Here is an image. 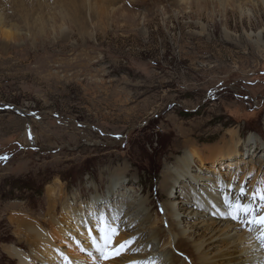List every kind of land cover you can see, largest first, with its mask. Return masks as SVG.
I'll use <instances>...</instances> for the list:
<instances>
[{
    "label": "rangeland",
    "instance_id": "1",
    "mask_svg": "<svg viewBox=\"0 0 264 264\" xmlns=\"http://www.w3.org/2000/svg\"><path fill=\"white\" fill-rule=\"evenodd\" d=\"M172 1H121L106 24L66 21L67 38L57 16L43 35L21 30L6 42L0 36V264H18L7 246L27 249L12 217L46 225L50 199L60 214L63 196L83 219L92 196L104 214L121 206L115 236L123 231L120 243L135 238L129 254L156 264L171 249L161 191L189 148L203 152L235 139L238 153L214 166L193 156L191 173L216 178L219 168L229 204L253 206V193L264 191V0ZM86 27L92 35L83 39L79 29ZM119 169L126 172L107 201ZM192 183H177L170 198L178 202L191 187L204 196L220 191L203 177ZM237 185L246 195L235 202ZM143 198L151 217L146 229L156 235L147 243L131 231L143 212L126 211ZM180 212L179 219L186 216L185 208ZM185 254L178 262L197 264Z\"/></svg>",
    "mask_w": 264,
    "mask_h": 264
},
{
    "label": "bare ground",
    "instance_id": "2",
    "mask_svg": "<svg viewBox=\"0 0 264 264\" xmlns=\"http://www.w3.org/2000/svg\"><path fill=\"white\" fill-rule=\"evenodd\" d=\"M121 1L127 0H0V36L3 38V41L6 42L18 39L21 34H24L21 33V30L28 35H30V31L34 35H43L44 30L49 27L53 28L55 16H57L59 20H61L59 27L61 38H67L66 21H73L75 22L74 24L79 27L82 24L85 25L90 22L100 25L106 24L103 23V21L107 20L110 13L120 6ZM181 1L184 0H173L172 3L178 5ZM218 1L223 4L224 0ZM235 1L238 2L240 0ZM196 2L198 4L200 3L199 0H195L194 3L196 4ZM6 7H8V9ZM9 7L10 10L15 12V18H9L7 13ZM237 7H240V5L237 4ZM13 19H18V22L16 23ZM85 29L87 30L82 31L79 29L80 37L83 39L85 36L91 37L92 35L87 27ZM202 29H204L203 26ZM32 40L34 39L32 38ZM229 141L232 142L233 140L230 139ZM237 148L238 146L234 139L232 144L215 148L207 147L203 152H199L195 148H189L188 151L183 153L181 158L178 157L180 159L175 164L174 170L170 171L165 185H163V191H161V195L163 194V197L166 199L164 204H162L164 205L163 210L168 216V229L170 232V241L168 245L171 246V249L165 252L166 254H164V257L156 260V264H183L181 261L178 262V258H180L178 255L180 252L186 253V256L192 257L197 264H264V247L261 246L258 240L259 236L255 238L254 235L255 231L262 232L264 229L253 226L255 231L250 233L242 224L238 225L230 219L221 218L228 212L224 200L229 193V185L224 182L222 177L223 172L219 168H213V170H215L213 174H217L216 178H213L210 174L200 175L191 173V167L194 165V161L191 160V157H197V160L200 162L207 160L208 162H212L214 166V163H218L222 157L227 158L234 152L238 153ZM125 172L124 169H119L118 172H115L110 177V189L107 193V201L113 199V193H110V191L112 192L114 183H116ZM202 177L209 180L211 185L219 188L220 191L213 190L212 192L209 191V193L203 191V193L205 192L204 196V194H200L195 188L191 187L193 191L189 190V194H187L186 197H180L178 202L170 198L171 188L177 183L189 182L190 185H193L192 181L196 183ZM188 186L189 185H185L184 187L188 189ZM237 188L238 185L236 186L235 193H233L231 197V201L235 200L236 202L239 200L238 198H240V189ZM188 196H192V198L190 199ZM63 198V212L60 214L55 211L57 199L53 197L50 199L49 207L51 209L44 222L46 225H43L41 221L30 220L26 217H12L16 226V231H18L19 236L21 235L24 237L23 240L26 241L25 244L27 245V249L26 251H22L21 248L24 249L26 247H22L19 244L18 247L20 248L16 246H7L5 251L10 259H16L18 264H34L33 261H37L39 264H90L91 261H94L93 264H135V262L149 264V262L143 261L139 257V260H135V258L138 259L137 256L139 255L135 253V255H132L133 253L131 255L129 254L130 251L134 250L132 248V246L134 247L133 244L124 249L119 247L121 240L126 237L123 231L118 236H111L107 232V229L115 228L118 216L117 213L121 206H117L116 208L113 206L112 212L104 214L103 211H96L95 208H93L98 201L96 200V196H92L90 203L87 202L86 204L90 217L83 219L82 216L77 214V208L72 205L68 199H65L66 196H63ZM72 199L76 200V196L72 197ZM144 203H146L144 198L143 200L139 199L138 202L134 199L128 205L129 208L127 207L126 211L128 210L129 212L137 208V211L143 212L140 216L141 218L133 224L134 228H132L131 231L132 233L134 231L139 232L141 238L146 236L147 239H145V243H147V241H154L156 235H154V232L146 229V225L147 223L149 224L151 217L150 214H146L147 211L146 207H144ZM186 204H190L191 206L186 207ZM243 204L247 205L251 211L253 207L251 203ZM138 205L139 208L137 207ZM213 205L219 210H222L221 215L213 214ZM184 208L186 209V213L184 212L186 216L179 219L180 210ZM257 214L264 215V211L258 210ZM122 216L124 217L125 213ZM103 217L106 218V222L103 221ZM184 222L187 225L181 227L180 225ZM126 226L128 227V225ZM98 229H104L105 231L101 233ZM200 230L201 232L198 233ZM78 234L84 238V245L76 244L79 239L77 238ZM102 234L109 236V247L105 249V252L109 255V259L107 260L103 259L98 251L105 243V241L100 238ZM68 235L70 236L68 237ZM195 236H198V238L195 239ZM57 238H61V240L56 242ZM140 241L141 240L138 242ZM120 253L122 254L119 256ZM52 257L56 261H53ZM152 257L151 255V258ZM173 260H175V263Z\"/></svg>",
    "mask_w": 264,
    "mask_h": 264
},
{
    "label": "snow or ice",
    "instance_id": "3",
    "mask_svg": "<svg viewBox=\"0 0 264 264\" xmlns=\"http://www.w3.org/2000/svg\"><path fill=\"white\" fill-rule=\"evenodd\" d=\"M31 138V136L29 137ZM119 139V137H117ZM241 196L246 195L244 193L243 189H241ZM239 199V198H238ZM252 199L256 201V203L253 204V207L251 211L249 210L248 206L243 204V201L241 200L238 203H225L226 208H228V212L226 215H223L221 218H227L231 221L237 223L238 225H243V227L247 228L249 231H251V227L258 226L262 229H264V215H258L257 214V208H260L262 211H264V191H262L259 196L256 195V193H253ZM214 209L213 214L214 215H221V211L219 210L215 205L212 206ZM250 217V218H249ZM99 232L103 233L104 229H98ZM107 232L114 236L118 232V227L116 229H107ZM102 240L105 241V243L98 249L100 252V255L103 259L107 260L109 259V255L105 252V249L109 247V236L108 235H101L100 237ZM258 240L262 247H264V231L261 232V234L258 237ZM135 242V238L126 240L120 244V248L124 249L128 247L129 245L133 244ZM135 264H140V262H135Z\"/></svg>",
    "mask_w": 264,
    "mask_h": 264
}]
</instances>
